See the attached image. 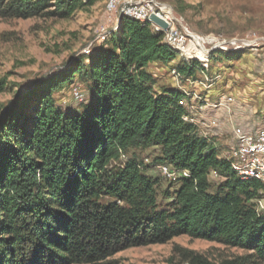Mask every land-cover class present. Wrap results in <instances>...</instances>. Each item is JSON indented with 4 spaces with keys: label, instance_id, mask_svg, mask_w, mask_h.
Here are the masks:
<instances>
[{
    "label": "trees",
    "instance_id": "16d2710c",
    "mask_svg": "<svg viewBox=\"0 0 264 264\" xmlns=\"http://www.w3.org/2000/svg\"><path fill=\"white\" fill-rule=\"evenodd\" d=\"M92 1L0 0V18H64ZM117 29L0 106V264H102L127 248L181 235L245 252L213 263L186 250L188 264H264V211L255 209L262 184L239 177L198 134L179 89H153L148 64L178 59L162 33L124 16ZM243 54L210 57L230 62ZM206 58L178 59L171 67L194 78ZM75 76L89 91L79 113L51 97ZM5 87L0 80V92ZM148 148L157 149L153 164L188 177L158 192L159 180L143 161L126 157ZM211 172L223 178L214 191ZM158 197L168 202L161 205Z\"/></svg>",
    "mask_w": 264,
    "mask_h": 264
},
{
    "label": "rangeland",
    "instance_id": "374dc122",
    "mask_svg": "<svg viewBox=\"0 0 264 264\" xmlns=\"http://www.w3.org/2000/svg\"><path fill=\"white\" fill-rule=\"evenodd\" d=\"M158 1L171 5L176 16L174 17L175 25H183L189 31L186 32L189 36H193V33L197 35L205 46L203 49L209 52V58L203 59L206 62L205 66H199L200 68H197V72L194 73L195 82L190 84L193 88L189 87L188 82L182 81L185 79L182 75L179 78L175 77L172 70L170 71L171 67L162 66L166 71L158 66L148 67L147 71L157 72L156 74L161 76L160 82L155 81L152 87L155 90L167 85L175 87L177 80L182 81L185 88L188 86L189 92L195 91L199 94L203 100H205L203 93L207 90H210L212 94L221 92L231 95L233 101L221 106L222 108H217L216 115L209 119L217 121L216 126L207 128L206 132L207 137L218 147H224L223 150H218V154L221 158H226L227 152L234 144L233 131L236 127L247 129L249 124V127L253 126L256 129L264 126V120H262L264 114L261 117V111L264 110V0ZM119 18L118 15L110 14L106 10L105 0H93L64 18H0V80H4L6 84L4 91L0 92V106L5 107L18 93L26 92L39 81L57 74L72 58L78 59L88 55L90 51L102 44L110 32L119 31L117 29ZM103 30L106 31L104 36L97 39ZM242 38L250 39L252 42H235V39ZM199 39H197L198 42ZM220 41L235 43L215 45ZM191 47H195L192 40ZM239 50L244 51L242 57L230 62L223 60L219 55L214 56V61L210 57L214 51L228 53ZM196 56L201 57L194 53V50L192 56V50L189 48V52L179 55V61L198 62ZM199 81L206 83L200 84ZM76 91L83 94V99L74 98ZM88 96L86 84L76 76L71 84L51 94L57 106L75 113L82 111L89 101ZM214 98L215 96L211 95L208 101ZM245 99H249L246 102L249 101L248 105L252 106L251 112L256 113L254 123L252 121L245 124L234 117L233 107L236 108V106L233 105L237 101L243 103ZM190 101H193L191 102L194 105L193 109L196 108L193 113L201 114L203 110L199 108L200 100ZM248 113L250 114V111ZM198 118L201 119L200 116ZM203 132L205 133V130ZM156 153L157 149L148 148L130 151L126 157L135 155L137 160L143 161L145 172L159 180L158 192H160L167 189L176 179L170 180L162 176L157 165L152 162ZM145 158L149 162H145ZM122 160L125 159L122 158ZM222 179L215 172H211L209 174L210 190L214 191ZM158 202L165 205L168 200L158 197ZM186 250L202 254L213 263L245 254L243 250L237 248L181 235L165 244L127 248L114 254L102 264H188L183 257Z\"/></svg>",
    "mask_w": 264,
    "mask_h": 264
},
{
    "label": "bare ground",
    "instance_id": "6f19581e",
    "mask_svg": "<svg viewBox=\"0 0 264 264\" xmlns=\"http://www.w3.org/2000/svg\"><path fill=\"white\" fill-rule=\"evenodd\" d=\"M86 1V0H81ZM159 4H167L158 0ZM171 6V5H169ZM105 7L109 13L116 7V0H105ZM119 17L124 16L141 22H148L154 32H160L163 36V41L169 45L172 49L177 51L180 54H185L189 52V45L186 43L177 42L175 40L169 39L167 34H165V29H162L155 23L150 22L149 17L142 16L133 12H119ZM174 17H171V24L175 25ZM118 24V23H117ZM176 26V25H175ZM183 40H192V43L195 47H199V42L197 39H193V36H189L186 32H182ZM194 53L199 55L206 56L209 54L208 51H205L203 47H200L199 50H194ZM172 73L175 77L179 78V74L173 69ZM75 96H79V98H75ZM74 98L76 100L83 99V94L80 92L74 93ZM218 106H222V104L227 105L233 101V97L225 96L219 99ZM245 134H238L236 145L231 148L230 153L227 156V159L231 162V167L235 171V173L241 177L242 179H254L259 181L262 184L261 189L259 190V196L255 200V209L256 212L261 213L264 211V205L261 207L262 198H264V158H259L260 156H264V143H246L247 135L246 134H254L257 138H264V128H261L256 133H251L248 131H244ZM235 144V143H234ZM146 162V161H145ZM148 162V160H147ZM158 170L162 174L163 177L170 179V176L166 174V172H172L175 169L171 168L168 165H158ZM176 171V170H175ZM188 177V173L186 171H177V177Z\"/></svg>",
    "mask_w": 264,
    "mask_h": 264
},
{
    "label": "crops",
    "instance_id": "0c3cea01",
    "mask_svg": "<svg viewBox=\"0 0 264 264\" xmlns=\"http://www.w3.org/2000/svg\"><path fill=\"white\" fill-rule=\"evenodd\" d=\"M178 57V59H179V56H177ZM243 58H245V57H243ZM242 58V59H243ZM178 59L177 60H175L174 62L172 61V62H169V63H166V64H161V63H158V62H153V63H149L148 64V66H147V70L149 69L148 67H150V66H152V67H159V68H161V69H163V70H165L162 66H166L167 68H170L171 66H173L174 64H176L177 62H178ZM175 67H171L170 68V71L172 70V69H174ZM161 69H158L159 71L161 70ZM162 71V70H161ZM166 71V70H165ZM164 71V72H165ZM176 71H178L177 69H176ZM157 73V72H156ZM155 72L153 73V72H151V74H152V76H153V78H154V80L155 81H158V82H160V79H161V76H159V75H157ZM179 73V72H178ZM158 74H160V73H158ZM180 74V73H179ZM180 76H181V74H180ZM181 78H183V77H181ZM175 80V79H174ZM182 81H185V82H188V84L190 85V84H193L194 82H195V80L193 79V78H191V77H188V78H185V79H182ZM182 81H175V87L177 88V89H179L184 95H185V97H183L182 99H181V101H180V105L185 109V111H186V114H189V118L198 126V128H197V131H198V134H200V135H202V136H205V137H207V134H206V132H207V128H211V127H213V126H216V123H214L213 124V122H211V121H215V120H209L211 117H213V116H215L216 115V113H217V110L220 108V106H218V103H219V99H221V98H223V97H227V96H231V95H228V94H225V93H221V92H219V93H215L214 92V94H212V92H210V90H207L206 91V93H203V94H205V96H203L204 98H205V100H203L201 97H200V95L199 94H197L195 91H192V92H189L188 90H187V88H189V87H191V88H193V86H187V88H185V86L183 85V83H182ZM170 82V81H169ZM199 83L200 84H205L206 82H204V81H202V82H200L199 81ZM167 84V83H166ZM173 84V83H172ZM167 87H174V85H167ZM205 92V91H204ZM211 95L212 96H215V98L214 99H211V101H208L209 99V97L211 98ZM190 97V98H189ZM232 97V96H231ZM192 99H197L198 101L200 100V103H201V105H200V110H203L202 111V113L201 114H198L197 112V114H194L193 113V111L196 109H193V107L192 106H194L191 102H193V101H190V100H192ZM246 100H249V99H245V102H243V103H241V101L239 102V101H237V103H235V105H233V106H236V108H234L233 107V114H234V117H236V119L238 120V121H241L242 123H245V124H248L249 122H252L253 121V123L255 122L254 121V118H256L255 116H254V114H256V113H252L251 112V108H252V106L251 105H248L249 103V101L248 102H246ZM216 101V102H215ZM218 101V102H217ZM261 107H263L262 105H261ZM218 108V109H217ZM222 108V107H221ZM246 111H247V113H246ZM248 111H250V114L248 113ZM263 114H264V110L263 111H261V117L263 116ZM198 116H200L201 117V119H199L198 118ZM203 118V119H202ZM257 118H259V116H257ZM214 119H216V118H214ZM209 120V121H208ZM217 120V119H216ZM262 120H264V119H262ZM215 122H217V121H215ZM247 129H245L246 131H248V132H251V133H256V132H258V130H260L261 128H264V126L263 127H260V128H254L253 126L252 127H249V124H248V126L246 127ZM200 129V130H199ZM205 130V133L203 132V130ZM201 132V133H200ZM209 139V138H208ZM210 140V139H209ZM210 142L213 144V146L216 148V150L218 151V150H223L224 149V147L222 148H220V147H218L217 145H216V143L214 142V141H211L210 140ZM234 143L235 144H233L234 146L236 145V141H234ZM231 146L230 147V150L227 152V154H229L230 153V151H231V148H233L234 146ZM225 152V153H226Z\"/></svg>",
    "mask_w": 264,
    "mask_h": 264
},
{
    "label": "built area",
    "instance_id": "2783aa9c",
    "mask_svg": "<svg viewBox=\"0 0 264 264\" xmlns=\"http://www.w3.org/2000/svg\"><path fill=\"white\" fill-rule=\"evenodd\" d=\"M119 12H133L140 14L142 16L149 17L151 14H155L157 17L163 19L167 22L168 26L165 29V34L169 39L175 40L177 42L186 43L189 45L190 50H199L200 47H205L202 41L199 39L197 35L193 33V39H199V47H191V40H183L182 39V32H189L186 28L182 26H175L171 24V17H176L173 13L172 7L169 4H159V2L155 0H116V7L110 12V14L118 15ZM152 22V21H150ZM156 25V24H155ZM106 31L103 30L102 33H99L97 39L104 36ZM252 42L250 39H235V42ZM234 41L228 43L227 41H220L215 45H231L235 43ZM237 43V42H236ZM214 46V44H213ZM75 98H79V96H75ZM222 106H225L222 104ZM216 123L215 121H211ZM238 134H245L244 127H236L235 131H233L234 141H237ZM247 135V142L246 143H264V138H257L254 134H246ZM259 158H264V156H260ZM147 158L145 161L147 162ZM167 175L170 176L171 179H175V175H177V171L166 172ZM264 205V198H262L261 207Z\"/></svg>",
    "mask_w": 264,
    "mask_h": 264
},
{
    "label": "water",
    "instance_id": "95a60500",
    "mask_svg": "<svg viewBox=\"0 0 264 264\" xmlns=\"http://www.w3.org/2000/svg\"><path fill=\"white\" fill-rule=\"evenodd\" d=\"M149 20L152 21L153 23H155L156 25H158L159 27H161L162 29H166L168 26L166 21L157 17L155 14H151L149 16Z\"/></svg>",
    "mask_w": 264,
    "mask_h": 264
}]
</instances>
